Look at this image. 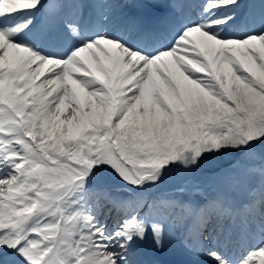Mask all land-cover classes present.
Segmentation results:
<instances>
[{
    "label": "snow or ice",
    "instance_id": "1",
    "mask_svg": "<svg viewBox=\"0 0 264 264\" xmlns=\"http://www.w3.org/2000/svg\"><path fill=\"white\" fill-rule=\"evenodd\" d=\"M149 253L264 264V0H0V264Z\"/></svg>",
    "mask_w": 264,
    "mask_h": 264
},
{
    "label": "bare ground",
    "instance_id": "2",
    "mask_svg": "<svg viewBox=\"0 0 264 264\" xmlns=\"http://www.w3.org/2000/svg\"><path fill=\"white\" fill-rule=\"evenodd\" d=\"M110 223H111V222H110ZM144 247H145V248H148L147 245H145ZM156 256H157L156 259L159 258V257H160V258H165V259H167V260H169V261H171V260L174 259V257L171 256V255H156ZM185 259L189 260L190 262H194V260L191 259V257H187V258H185Z\"/></svg>",
    "mask_w": 264,
    "mask_h": 264
}]
</instances>
